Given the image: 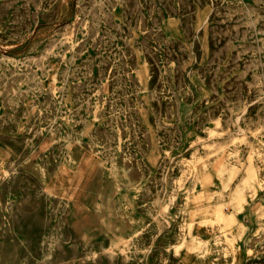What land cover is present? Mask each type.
Segmentation results:
<instances>
[{
    "label": "rangeland",
    "instance_id": "374dc122",
    "mask_svg": "<svg viewBox=\"0 0 264 264\" xmlns=\"http://www.w3.org/2000/svg\"><path fill=\"white\" fill-rule=\"evenodd\" d=\"M0 264H264V0H0Z\"/></svg>",
    "mask_w": 264,
    "mask_h": 264
}]
</instances>
